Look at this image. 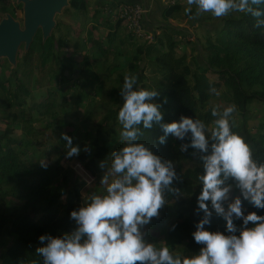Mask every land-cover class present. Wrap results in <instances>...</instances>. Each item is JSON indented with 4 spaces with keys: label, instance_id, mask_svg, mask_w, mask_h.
I'll return each mask as SVG.
<instances>
[{
    "label": "trees",
    "instance_id": "trees-1",
    "mask_svg": "<svg viewBox=\"0 0 264 264\" xmlns=\"http://www.w3.org/2000/svg\"><path fill=\"white\" fill-rule=\"evenodd\" d=\"M16 2L0 0V20L6 13L16 17ZM87 7L88 0H70L57 16L50 38L43 42L39 31L29 50L21 47L17 66L6 68L0 59V112L9 117L0 128V264H42L36 251L41 246L39 236H60L76 226L70 212L85 202L84 182L66 166L62 133L73 137V144L81 148L77 157L96 175L97 162L123 146L117 115L123 104L120 91L125 75L138 77L134 88L160 93L155 102L162 106L164 123L185 115L210 128L216 119L212 108L219 106L222 111L225 103H234L238 116L232 130L251 145L254 159L264 163V29L255 28L253 18L235 14L220 18L216 30L196 37L195 55L190 58L187 51H179L181 42L168 25L161 27L163 34L156 42L145 41L134 50L117 46L111 34L104 41L83 37L82 21L74 18V11L87 13ZM102 8L106 14L105 6ZM184 8L176 0L166 7L165 19L178 16ZM74 30L78 35L74 32L76 38L72 39ZM43 72L46 78L37 77ZM208 75L222 81L219 103L211 101L216 96L209 93ZM37 86L44 90L39 99L32 93ZM141 130V142L155 143L153 151L174 162L181 177L174 180V186L183 193L179 198L168 197L169 204L161 209L159 218L146 226V239L157 247L168 246L173 253L197 254L202 246L192 233L203 215L196 211L202 190L200 153L191 147L182 152V142L171 135L165 144H159L158 137L163 135L159 125L152 129L141 126ZM85 146L90 152L83 150ZM41 161L47 163L46 168ZM234 191L239 194L238 189ZM242 203L248 212L264 215V209ZM234 223L240 226L242 221ZM205 227L227 234L226 221L215 213L211 225Z\"/></svg>",
    "mask_w": 264,
    "mask_h": 264
},
{
    "label": "clouds",
    "instance_id": "clouds-1",
    "mask_svg": "<svg viewBox=\"0 0 264 264\" xmlns=\"http://www.w3.org/2000/svg\"><path fill=\"white\" fill-rule=\"evenodd\" d=\"M262 6L264 0H186L184 12L191 20L205 14L216 19L249 16L255 28L264 29ZM137 82L136 75L124 76L123 104L117 115L123 146L99 164L103 190L92 192L78 210L70 212L76 225L73 230L60 236H39L41 246L36 251L42 264H264V215L256 211L245 214L242 203L264 209V163L254 159L251 145L232 130L237 106L226 104L222 111L213 107L211 115L216 119L210 128L185 115L164 123L162 106L155 102L160 93L134 88ZM209 93L221 95L215 87H210ZM154 124L163 130L159 144H165L171 135L182 142V152L191 147L200 153L202 190L196 211L203 215L192 235L202 247L191 256L173 253L166 245L157 247L146 239V226L159 218L161 209L169 204L168 197L183 195L174 186V180L181 179L174 162L156 154L155 143L149 146L139 140L144 134L141 126L152 129ZM62 139L66 158L80 154L73 137L62 133ZM83 150L90 152L87 146ZM41 167L46 168L47 163L41 161ZM234 189L239 190L238 195H233ZM213 213L226 221L227 234L205 227L211 225ZM235 220L242 224L238 226Z\"/></svg>",
    "mask_w": 264,
    "mask_h": 264
},
{
    "label": "crops",
    "instance_id": "crops-1",
    "mask_svg": "<svg viewBox=\"0 0 264 264\" xmlns=\"http://www.w3.org/2000/svg\"><path fill=\"white\" fill-rule=\"evenodd\" d=\"M180 1L185 6L186 0ZM120 2L141 3L148 6L149 12L144 20L146 28L150 31H157L159 35L163 34V29L161 27L164 25H168L173 28L174 32H176L177 40L181 42L179 51H187L190 58L195 55L193 54L192 47L196 45L195 43H197L196 37L202 33L205 34L213 32L220 25V21H218L219 19L212 18L208 14L206 16H201L196 20H191L184 11L176 17L166 20L165 9L167 5L163 0H94L95 4L93 11H87V13L84 12L83 20L85 32L83 37L88 38V36H92L95 39L104 41L109 37V34H111L114 36V42L117 46H138L139 44L145 42L143 40L133 38L126 27L125 22L117 25V21H114L117 19L108 16L107 13H104L102 8L103 5H109L108 3L118 4ZM74 18L80 20V17L76 16L75 13ZM107 18H112L113 20ZM91 30H94V32L91 33ZM188 40L191 42H187ZM36 97L39 99L40 96L37 95ZM94 171L96 172L97 179L99 180V176L103 175V170L100 169L99 165H97L94 167ZM102 190L103 187L97 188L98 192H101Z\"/></svg>",
    "mask_w": 264,
    "mask_h": 264
},
{
    "label": "water",
    "instance_id": "water-1",
    "mask_svg": "<svg viewBox=\"0 0 264 264\" xmlns=\"http://www.w3.org/2000/svg\"><path fill=\"white\" fill-rule=\"evenodd\" d=\"M22 5V19L11 13L0 20V59L18 64L21 47L27 51L39 31L43 42L50 38L57 26V16L70 5V0H16Z\"/></svg>",
    "mask_w": 264,
    "mask_h": 264
},
{
    "label": "built area",
    "instance_id": "built-area-1",
    "mask_svg": "<svg viewBox=\"0 0 264 264\" xmlns=\"http://www.w3.org/2000/svg\"><path fill=\"white\" fill-rule=\"evenodd\" d=\"M167 6L174 5L176 0H163ZM105 11L115 19H122L126 23L129 33L135 39H140L148 43L156 41L159 35L157 31H150L144 25V20L149 12V7L141 3L120 2L115 6H105ZM71 163V170L75 172V176L84 182L82 188L83 199L92 192L91 186L96 182L97 176L92 172L86 164L78 157H74ZM88 181H91L89 184ZM96 184V183H95Z\"/></svg>",
    "mask_w": 264,
    "mask_h": 264
},
{
    "label": "rangeland",
    "instance_id": "rangeland-1",
    "mask_svg": "<svg viewBox=\"0 0 264 264\" xmlns=\"http://www.w3.org/2000/svg\"><path fill=\"white\" fill-rule=\"evenodd\" d=\"M17 3V2H16ZM94 0H88V7H87V9H86V11H93V8H94ZM19 5H21V4H18L17 3V15H16V17L18 18V19H22V13H23V10H22V5L21 6H19ZM185 6H186V1H185ZM74 13L76 14V16H79L80 17V20L82 21V28H84L85 27V25H84V18H83V16H84V11H82V10H80V11H74ZM61 15V14H60ZM207 14H205V16H206ZM79 28V27H78ZM74 32H75V34L76 35H78L77 34V32H76V30H74L73 31V34L71 35V37H72V39H75L76 38V36H75V34H74ZM59 34H61V33H57V35H59ZM200 35V34H199ZM131 48L132 49H135L134 48V46H131ZM96 49V48H95ZM94 51V50H93ZM1 60H2V64H3V66H5L6 68H8L9 67V65H11L10 63H9V61L6 59V58H1ZM38 61V60H37ZM11 66H13V65H11ZM15 67V66H14ZM9 73H11V70H8L7 71V74H9ZM44 76H45V78H46V72H43L41 75H38L37 77H39V78H42V79H44ZM114 76H115V74H114ZM25 79H27V78H25ZM206 80H207V85H208V89L210 88V87H215L219 92H220V89H221V87H222V81L220 80V78H218L217 76H213V75H208L207 76V78H206ZM41 92H44V90L42 89V88H39L38 86L32 91V93H33V95L34 96H39V94L41 93ZM211 101H213L214 103H219V101H218V98L216 97V98H214V97H212L211 98ZM225 105H226V103H225ZM256 107L257 108H259V109H261L262 108V105L260 104V103H256ZM257 110V109H256ZM80 114V113H79ZM262 115V114H261ZM83 118V117H82ZM9 120V117H8V114H4V112H0V128H4V126H5V124H6V122ZM72 160H73V157L72 158H68V160L66 161V166L68 167V169H70L71 168V163L73 164V162H72ZM102 160H100V161H98L97 162V165H99L100 164V162H101ZM192 166V165H191ZM194 166V165H193ZM102 174H103V171H102ZM74 175H75V172H74ZM100 178H101V176H99V180L96 178V184L94 183L93 184V186H91V192H94V191H96L97 190V188H101L102 186L100 185ZM233 195H238V193H236L235 191H233ZM243 207H244V210H245V214H247V212H248V209L243 205ZM161 229H163V228H161Z\"/></svg>",
    "mask_w": 264,
    "mask_h": 264
}]
</instances>
